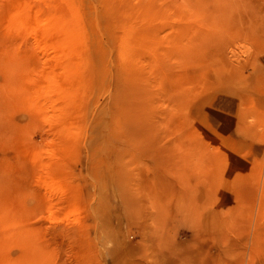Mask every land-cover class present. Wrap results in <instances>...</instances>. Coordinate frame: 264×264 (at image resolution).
<instances>
[{
    "label": "rangeland",
    "instance_id": "1",
    "mask_svg": "<svg viewBox=\"0 0 264 264\" xmlns=\"http://www.w3.org/2000/svg\"><path fill=\"white\" fill-rule=\"evenodd\" d=\"M0 264H264V0H0Z\"/></svg>",
    "mask_w": 264,
    "mask_h": 264
}]
</instances>
